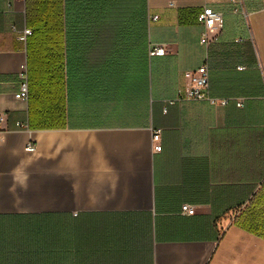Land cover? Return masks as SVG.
<instances>
[{"label": "crops", "instance_id": "crops-1", "mask_svg": "<svg viewBox=\"0 0 264 264\" xmlns=\"http://www.w3.org/2000/svg\"><path fill=\"white\" fill-rule=\"evenodd\" d=\"M26 2L0 0V264H264V0L245 18L230 0H65L47 127L14 97ZM206 5L223 15L208 46ZM202 64L241 107L177 99Z\"/></svg>", "mask_w": 264, "mask_h": 264}, {"label": "trees", "instance_id": "trees-1", "mask_svg": "<svg viewBox=\"0 0 264 264\" xmlns=\"http://www.w3.org/2000/svg\"><path fill=\"white\" fill-rule=\"evenodd\" d=\"M26 4L31 30L26 39L29 125L54 126L61 87V47L57 36L66 10L65 0L64 6L62 0H27Z\"/></svg>", "mask_w": 264, "mask_h": 264}, {"label": "built area", "instance_id": "built-area-1", "mask_svg": "<svg viewBox=\"0 0 264 264\" xmlns=\"http://www.w3.org/2000/svg\"><path fill=\"white\" fill-rule=\"evenodd\" d=\"M230 10L233 13L243 14L244 18L247 13L245 11L242 0H230ZM156 18V16H153ZM197 22L202 26L200 36V43L208 46L211 39L208 35L211 30H220L223 23V15L221 11L215 10L210 6H203L197 14ZM31 34L29 28H24L18 37L22 42H26L27 37ZM166 52L165 44L154 43L149 46L148 54L150 56L164 55ZM183 79L185 81L184 87L177 90L178 100H200L206 101L215 107H223L230 101H234L235 105L241 107L243 105V98L240 97H216L209 92V74L207 64H202L194 70H187L183 72ZM19 85L18 90L14 94L15 98L27 100L28 98V74L27 63L23 62L19 66L17 73ZM262 106L264 107V95L261 98ZM20 127H26L22 124H17ZM159 137V130H155L153 139L157 140ZM25 150L32 152L35 150V144L28 143ZM181 212L192 215L195 209L192 206L184 204L181 206Z\"/></svg>", "mask_w": 264, "mask_h": 264}]
</instances>
